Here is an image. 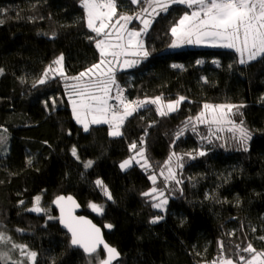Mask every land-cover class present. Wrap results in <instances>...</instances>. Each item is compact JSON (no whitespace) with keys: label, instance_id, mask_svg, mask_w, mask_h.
<instances>
[{"label":"trees","instance_id":"obj_1","mask_svg":"<svg viewBox=\"0 0 264 264\" xmlns=\"http://www.w3.org/2000/svg\"><path fill=\"white\" fill-rule=\"evenodd\" d=\"M81 2L0 0V136L6 138L0 143V227L38 254L36 264H89L60 228L53 203L65 194L76 197L83 214L104 229L107 242L121 254L115 264H213L221 258L242 264L240 256L254 255L243 251L248 244L264 252V58L240 64L235 50L222 48L165 53L173 42L170 28L193 9L173 5L156 16L144 36L150 55L117 73L116 81L128 101L184 96L180 109L161 117L148 104L125 120L119 137L109 134L108 124L84 131L66 99L64 86L71 79L57 75L38 83L60 53L67 77L100 61V37L87 27ZM124 2L118 0L119 7ZM204 104L242 105L228 118L243 121L251 132L247 151L228 130L232 125L195 123ZM209 136L211 143L201 139ZM132 143L136 150L129 148ZM73 146L79 159L71 154ZM141 147L151 167L123 171L122 161ZM172 152L197 157L174 170L182 183L173 181L175 196L162 213L142 193L153 187L152 173L167 170ZM89 160L94 164L88 169ZM97 179L113 197L102 215L89 207L106 202ZM36 196L45 212L29 211ZM157 216L163 218L152 223Z\"/></svg>","mask_w":264,"mask_h":264},{"label":"snow or ice","instance_id":"obj_2","mask_svg":"<svg viewBox=\"0 0 264 264\" xmlns=\"http://www.w3.org/2000/svg\"><path fill=\"white\" fill-rule=\"evenodd\" d=\"M128 2L132 5L146 4L147 7L141 6L134 15H129L124 12H118L117 0H82V6L87 11V27L97 37H103V39L96 40V48L99 49L100 53L99 63L87 67L77 76L67 77L63 70L64 57L61 55L53 62L57 67L53 68L50 65L38 81V83L44 84L49 79H55L59 75L61 78L71 79L76 82L70 86L71 95L69 99L71 100L74 118L83 125L84 131L89 130L90 124H108L111 129L109 134L113 137H119L123 135L121 128L125 120L146 105H156V111L161 117H164L177 111L180 104L186 99V97L180 96L176 100L165 103L162 97L157 96L144 100L128 101L123 96L124 90L120 88L115 77L116 65L122 63V68H131L141 62L140 59H124L121 62L120 57L131 55L146 59L150 55L145 47L143 36L147 35L156 16L161 13H167L172 5L182 4L196 10L192 11L191 14L184 12L178 22L170 28L171 35L175 38L171 47L176 48L184 43L200 44L209 41L212 46L235 49L240 54V64L249 63L258 57L264 58V0H128ZM2 12L3 10L0 9V13ZM132 20H139L143 27L139 30H128L127 25ZM3 23L4 20H0V24ZM108 57H111V59H108ZM197 63H203V61H197ZM172 67L183 66L172 65ZM0 74H3L2 68H0ZM66 87L69 86L66 85ZM114 88L116 91L115 96L112 95ZM112 99L118 101L119 107L109 103ZM55 103L56 101L53 99L52 104L55 105ZM239 107H242V105L204 104V110L194 120L195 123H215L217 125L228 123L232 125L228 130L238 134L234 135L233 138L238 139L244 146V150L247 151L251 132L243 126V121L237 124L228 118L229 113L234 108L238 111ZM209 111L210 118L206 117V112ZM189 121H193V118L189 117ZM186 127L187 123L185 124ZM185 128L175 133L177 139L184 134ZM192 130H196L195 124ZM218 130L222 131L223 128ZM3 131H6V129ZM211 135L212 133H210ZM210 136L201 137V139H208L209 143H211ZM5 139V137L0 136V143H3ZM141 139L143 143V138ZM217 139H220V137H217ZM129 148L136 150L137 144L132 143ZM70 151L72 156L79 159L75 146ZM205 154L204 151L197 153L199 156ZM185 155L195 159V156L191 153H186ZM137 157L143 160L141 167L145 168V170L151 167L145 156V150L141 147L133 156L124 160L120 164V168L126 170L132 166L133 162L140 164V160ZM173 159L177 161V167H183V164L179 163L183 160V156L172 152L164 165L167 169V176H165L163 170H161L160 175L165 177V181L173 180L176 184H180L182 181L176 178V172L171 167ZM28 163L30 164L31 161L29 160ZM93 163L91 160L86 161L84 167L90 168ZM149 179L152 181L153 187L149 191L142 193V195L149 197L151 200H159L158 203L152 204V207L162 209L168 203V200L167 198L160 199V197H164V191L155 187L157 177L150 175ZM95 183L101 188L104 195L109 200H112V194L103 181L97 179ZM40 202L41 196H36L34 207L29 209V211L45 212L46 209L40 206ZM54 203L60 206L61 223L71 233V245L82 248L90 257L94 256L98 260V264H113V261L119 257L120 253L116 248L110 247L104 242L100 228L92 224L91 221L72 214V207H78L72 197L58 196ZM66 203L70 204L71 207L66 209ZM89 207L100 215L104 212L102 205L91 203ZM162 218L161 216L154 217L151 222L156 223ZM49 219H52V217H49ZM106 227L111 228L112 225L109 224ZM261 239H264V237H261ZM0 243L10 244L11 250L19 249L20 254L26 256L31 264H36L38 254L35 251H26V245L12 243L11 238L2 232H0ZM101 246L106 250V258L104 259H99L98 250ZM220 247L223 250V242L220 243ZM243 251L254 253L248 259H245L244 256L239 257L244 264H264V259H260V257H264V252L257 253L251 244H248ZM0 261H3L4 264H9V262L11 264H24V261L12 260L8 252H0ZM221 262L222 264H233L231 259L221 258ZM213 264H216V262L214 261Z\"/></svg>","mask_w":264,"mask_h":264},{"label":"rangeland","instance_id":"obj_3","mask_svg":"<svg viewBox=\"0 0 264 264\" xmlns=\"http://www.w3.org/2000/svg\"><path fill=\"white\" fill-rule=\"evenodd\" d=\"M128 3H129L128 0H125V2H124L123 4H121V7H119V3H118V0H117V4H118V12H124V13H127V14H129V15H134L137 11H139V9H140L141 6H143V7H147L146 4H142V5H132V4H130V3L128 4ZM81 5H82V2H81ZM130 5H131V6H130ZM172 6H173V5H172ZM82 7H83V6H82ZM170 8H171V7H170ZM195 10H196L195 8L192 9V11H195ZM83 11H84V13H85V15H86L85 17H86V21H87V11H86V9H85L84 7H83ZM192 11H191V12H192ZM191 12H188V13L191 14ZM114 20H115V18H114ZM97 23H99V22H97ZM121 23H123V22H121ZM153 23H154V22H153ZM153 23H152V24H153ZM151 26H152V25H151ZM142 27H143V25L140 23L139 20H132V21L129 22L128 25H127L128 30H134V29H135V30H139V29L142 28ZM106 31H107V30H106ZM99 39H103V37L101 36ZM112 39H113V41H114V37H113ZM174 39H175V38L173 37V40H174ZM143 40H144V36H143ZM144 43H145V47H146V42L144 41ZM210 48H213V49H221V48H222V49H229V48L220 47V46H212L211 42H209V41H205V42L200 43V44H188V43H184V44H182L181 46L176 47V48H173V47H171V45H169L164 51H165V53H167V52H173V51H177V50H188V49H210ZM229 50H232V49H229ZM233 50H235V49H233ZM98 51H99V49H98ZM99 54H100V53H99ZM61 55H63V57H64V60H63V70H64V72H65V67H64L65 56H64L63 53H60V54L58 55V57H60ZM237 55H238L237 59H240V54H239L238 52H237ZM258 58H259V57H258ZM258 58H257V59H258ZM56 59H57V58H56ZM108 59H111V57H108ZM124 59H128V60L140 59L141 62H140L138 65H136V66L141 65L142 62L145 61V58H142V57H135V56H131V55H129V56H127V57H120L121 62H122ZM255 60H256V59H255ZM253 61H254V60H253ZM253 61H250V62H253ZM98 63H99V62H98ZM49 66H50V65H49ZM49 66H48V67H49ZM51 66H52L53 68L57 67L55 64H51ZM136 66L131 67V68H122V63L116 65L115 67H116L117 70H116V72H115V77H116V74H117V73H119V72H124L125 70H129V69H134ZM76 76H77V75H76ZM74 83H76V82L73 81V80H70V82H69V83H66L65 86H64V88H66V99H68L69 104H70L71 107H72V104H71V100L69 99V97H70V95H71L70 86L73 85ZM66 85L69 86V87H66ZM114 89H115V88H114ZM114 89H113V91H114ZM73 98H75V97H73ZM176 99H178V98H173V99H169V100L163 98V101L166 103V102H168V101H173V100H176ZM153 106L156 107V105H153ZM180 106H181V105H180ZM180 106H179L178 110L180 109ZM175 112H176V111H175ZM172 113H173V112H172ZM209 113H210V111H209ZM206 117H209V118H210V115H208V112H206ZM75 121H76V119H75ZM235 121H237L238 123H240L239 119H235ZM78 124L83 128V125H82V124H80V123H78ZM212 124H213V123H212ZM91 126H93V125L90 124V125H89V128H90ZM109 130H111V129H109ZM121 131H122V129H121ZM132 156H133V155H132ZM145 156H146V155H145ZM182 156H183V160L180 161L179 163H182L183 165H184L187 161H193V160H194V159L190 158L189 156H186V155H182ZM194 156H195V155H194ZM130 157H131V156H130ZM130 157H128V159H129ZM196 157H197V156H195V158H196ZM137 159L140 160V157H137ZM122 162H123V161H122ZM148 163H149V161H148ZM93 164H94V163H93ZM141 164H143V160H140V164H137V163L133 162V164H132L131 167H133V166H138V167L140 166V167H141ZM92 166H93V165H92ZM131 167H129V168H131ZM171 167L173 168V170L177 171V170H176V167H177V161H176L175 159H173V161H172V163H171ZM90 168H91V167H90ZM129 168H127L126 170H123V171H127ZM142 168H143V167H142ZM88 169H89V168H88ZM161 170H163V169H161ZM163 171H164L165 176H167V170H163ZM160 172H161V171H160ZM160 172H154V173H152L151 175H155V176L157 177L155 187H157L158 189H162V190L164 191V197H160V199L167 198L168 203H169V200L175 196V192H173V191L171 190V185L173 184V180L165 181V177H164V176H161V175H160ZM100 180H102V179H100ZM102 181H103V180H102ZM103 183H104V182H103ZM106 186H107V185H106ZM97 187H98V189H99L101 195L104 196V198H105V200H106V202L100 204V205H102V206L104 207V210H105V208L107 207V206H106V205H107V202L110 201V200L104 195V193H103V191L101 190V188H100L99 186H97ZM107 188H108V186H107ZM108 190H109V188H108ZM109 191H110V190H109ZM158 202H159V200H155V203H158ZM168 203L164 206V208H162V209H158V210H160L162 213H163V212H166L167 207H168V205H169ZM94 212H95V211H94ZM95 214L98 215V213H96V212H95ZM0 232L5 233L6 235H8V233H7L2 227H0ZM9 237L11 238L12 243H15L14 240H13V238H12V235H10ZM15 244H17V243H15ZM17 245H19V244H17ZM29 250H30V249H28V247H27L26 251H29ZM30 251H31V250H30ZM0 252H8L9 255L12 257V260L24 261V264H31V262L26 258V256H23V255L20 254V250H19V249L11 250V245H10V244L0 243ZM258 253H261V252H258ZM104 258H105V257H103L102 252L100 251V252H99V259H104ZM36 259H37V257H36ZM260 259H264V257H260ZM88 262H89V264H98V260H97L96 258H94V256H93V257H89ZM0 263H1V264H4L3 261H0ZM9 264H11V262H9ZM202 264H206V263H202ZM216 264H222V262L220 261V263H216ZM233 264H239V263L233 261ZM242 264H244V262H243Z\"/></svg>","mask_w":264,"mask_h":264},{"label":"water","instance_id":"obj_4","mask_svg":"<svg viewBox=\"0 0 264 264\" xmlns=\"http://www.w3.org/2000/svg\"><path fill=\"white\" fill-rule=\"evenodd\" d=\"M61 196H64V197H66V198L69 197V196L72 197V199L75 201L76 205H78V207H72V214H73L74 216H76V217H83L85 220H89V221H91L92 224H94L96 227L100 228V230H101V234H102V237H103L104 242L107 243L110 247H113V246H111V244H109V243L107 242V239H105V231H104V229H103L99 224L97 225V224L94 222V220H93L92 218H90L88 215L86 216V215L83 214V212H84V208H82L80 202L78 201V199H77L76 197H73L72 195H65V194H64V195H61ZM56 198H57V197H56ZM56 198H55V199H56ZM55 199H54V201H55ZM65 206H66V209H67L68 207H71V205H70V204H67V203H66ZM53 207L57 210V213H58V220H59L60 228L69 234L70 241H71V233H70V232L68 231V229L64 226V224L61 223V219H60V217H61L60 206L57 205V204H55V203H53ZM72 247H73L75 250L83 251V249L80 248V247H78V246H73V245H72ZM98 251H99V252H100V251H103V252L105 253V256H106V250L103 249V246H101V248H100ZM117 251H118V250H117ZM83 252H84V251H83ZM118 252H119V251H118ZM84 254H85L88 258L90 257V256H89L88 254H86L85 252H84ZM94 255H95V254H94ZM120 259H121V254L119 255V257H118L117 259H115V260L113 261V264H115V263L121 261Z\"/></svg>","mask_w":264,"mask_h":264},{"label":"built area","instance_id":"obj_5","mask_svg":"<svg viewBox=\"0 0 264 264\" xmlns=\"http://www.w3.org/2000/svg\"><path fill=\"white\" fill-rule=\"evenodd\" d=\"M115 95H116V94H115ZM123 95H125V91H123ZM112 104H115V105H117V106L119 107V103H118V101H116L115 99H114V102H113Z\"/></svg>","mask_w":264,"mask_h":264},{"label":"crops","instance_id":"obj_6","mask_svg":"<svg viewBox=\"0 0 264 264\" xmlns=\"http://www.w3.org/2000/svg\"><path fill=\"white\" fill-rule=\"evenodd\" d=\"M111 101V100H110ZM110 101H109V103H110ZM71 107V106H70ZM71 110H72V107H71ZM92 125H94V124H92ZM102 125H104V124H102Z\"/></svg>","mask_w":264,"mask_h":264}]
</instances>
